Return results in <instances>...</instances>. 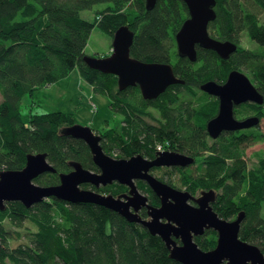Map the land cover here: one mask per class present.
I'll return each instance as SVG.
<instances>
[{
	"label": "trees",
	"instance_id": "trees-1",
	"mask_svg": "<svg viewBox=\"0 0 264 264\" xmlns=\"http://www.w3.org/2000/svg\"><path fill=\"white\" fill-rule=\"evenodd\" d=\"M216 1L217 18L210 26L216 35L240 44V35L246 32L261 48L240 47L230 60L199 48L196 63L181 58L175 37L190 17L181 0H158L150 11L145 0H0V173L23 170L27 156L39 153L47 154L56 170L34 181L42 187L59 185L60 174L70 173L72 162L97 172L88 145L63 133L77 125L74 114L38 113L33 102L41 90L64 82L77 71L82 82L94 93L107 96L111 110L123 118L107 133L95 131L102 137L107 155L152 158L159 143L202 158V174L194 179L202 185L183 186L192 193L219 192L213 208L225 220L245 212L240 238L264 254V155L249 169L246 150L257 142L230 137L210 143L204 138L206 123L217 112L218 103L200 90L209 81L225 82L232 70H249L250 64L254 81L264 94V26L258 15L264 12V0ZM98 5L108 6L93 20L81 17L82 12ZM123 26L135 33L133 58L173 65L175 75L185 85L171 86L157 101H146L139 88L120 91L116 76L91 69L84 58L94 29L114 39ZM26 97L32 102L24 111ZM150 107L162 120L153 116ZM177 111L184 112L185 120L183 114L175 116ZM166 119L170 125L181 126L172 128ZM174 128L177 131L172 134ZM115 150L120 153L114 155ZM99 192L117 196L121 190L111 187ZM151 201L157 206L153 196ZM142 215L147 218L146 211ZM6 220L18 228L29 220L37 231L26 235V244L12 248L9 241L14 233L3 226ZM0 239V264H180L170 257L163 240L142 225L129 223L104 207L55 198L30 209L20 202L9 203L5 211L0 210ZM195 241L203 251H212L218 234L210 230Z\"/></svg>",
	"mask_w": 264,
	"mask_h": 264
},
{
	"label": "water",
	"instance_id": "water-1",
	"mask_svg": "<svg viewBox=\"0 0 264 264\" xmlns=\"http://www.w3.org/2000/svg\"><path fill=\"white\" fill-rule=\"evenodd\" d=\"M181 1L187 5L190 15L176 36L181 57L196 63L197 46L216 52L223 60L237 52L236 44L218 41L209 34L210 24L217 18L216 0ZM157 3L158 0H146L147 10L154 9ZM134 39L135 33L130 27L123 26L114 35L113 50L109 56H86L84 61L91 69L116 76L120 91L139 86L145 100H155L170 86L185 84L175 75L172 65L145 63L133 58L131 48ZM201 90L220 100L218 116L207 125L208 133L214 139L225 131L248 129L257 123V119L237 121L234 118L235 105L247 102L264 104V97L244 73L232 71L225 84L209 81L201 86ZM63 133L88 145L102 173H94L84 169L80 163L72 162L74 170L60 174L59 185L42 187L34 181L44 174L56 173V170L49 163L47 154H30L23 170L0 173L1 211L6 210L8 203L20 202L30 209L52 198L71 204H94L112 210L129 223L140 224L151 235L160 237L170 250V257L180 264H264L261 249L240 238L245 212H241L234 221L225 220L213 209L215 191H204L200 198L195 199L188 192L165 185L150 174L151 168L189 166L195 163V159L165 151L157 153L153 161L141 155L129 160H117L104 152L102 137L91 128L75 125L66 128ZM134 180L147 181L161 198V207L150 205ZM115 181L127 184L129 194L115 197L81 188L85 184L99 188ZM190 200H194L198 206H192ZM143 209L147 210L146 219L141 216ZM209 230L218 234V242L214 250L206 252L199 247L195 238Z\"/></svg>",
	"mask_w": 264,
	"mask_h": 264
},
{
	"label": "rangeland",
	"instance_id": "rangeland-1",
	"mask_svg": "<svg viewBox=\"0 0 264 264\" xmlns=\"http://www.w3.org/2000/svg\"><path fill=\"white\" fill-rule=\"evenodd\" d=\"M107 6L108 5H98L94 8V10L82 12L81 17L86 20H93L96 13L99 10L105 9ZM258 15L260 24L264 25V12H261ZM242 46L247 50L258 49V47L253 44L246 35L243 36ZM112 50V38L103 33L99 28H95L86 48L87 55L89 57H107L112 53ZM244 72L246 73V71ZM73 73L68 77V79L64 80V82L41 90L33 97V101L38 105L37 112L49 113L61 111L65 113H73L77 125L89 127L93 131L100 133L113 128L118 121L123 118L111 110L110 99L105 95L94 93L92 87L82 82V80L78 78L77 74L73 75ZM31 99L32 98L26 97L23 100L24 111H26V109L30 106L32 102ZM2 101L3 99L0 93V103ZM92 103L96 105V109L94 110ZM151 111L154 112L153 110ZM119 153V150L114 151V155H118ZM262 155H264V142L258 143L254 147L247 148L246 159L248 168L253 169L258 164L260 156ZM177 186L180 187V185ZM198 196H200V193H198ZM262 215L264 217V208ZM237 217L230 221L236 220ZM4 226L8 231H12L14 233V238L9 241L10 247L12 248H16L20 244H26L28 242L26 235L37 231V227L29 220L25 222V225L22 228H18L13 225L9 222V220L4 222ZM18 234L22 235L21 239L16 238Z\"/></svg>",
	"mask_w": 264,
	"mask_h": 264
},
{
	"label": "flooded vegetation",
	"instance_id": "flooded-vegetation-1",
	"mask_svg": "<svg viewBox=\"0 0 264 264\" xmlns=\"http://www.w3.org/2000/svg\"><path fill=\"white\" fill-rule=\"evenodd\" d=\"M184 25V24H183ZM212 24H210L211 26ZM261 26H264V25H261ZM181 30V29H180ZM178 34V33H177ZM176 34V36H177ZM209 34L212 38L218 40V41H221V42H232V41H228V40H222L219 36H217V32L213 31L210 27H209ZM246 35L247 38L250 39V41L255 44L258 48H261L260 45L253 41L251 39V37L248 35V33L246 32H243L240 36V44L238 43H235V42H232L234 44H236L238 46V49L240 47H243L242 46V39H243V36ZM176 38V37H175ZM176 50H177V54L179 55L178 53V46H177V42H176ZM197 48L199 49H204L200 46H197ZM206 50V49H205ZM238 51V50H237ZM198 52V51H197ZM236 53V52H235ZM232 54L230 56L229 59L227 60H230L232 59V57H234L236 54ZM180 56V55H179ZM181 57V56H180ZM221 58V57H220ZM221 60H223L221 58ZM197 61H198V58H197ZM249 67L247 69L249 70H245V69H242V70H238L242 73H244L248 78L249 80L251 81V83L254 85V87L257 89V91L264 97V94L258 89V82L254 81V78H253V73H252V69L250 68L251 65L249 64L248 65ZM173 67V65H172ZM174 69V67H173ZM237 70V69H236ZM252 70V71H251ZM232 71H235V70H232ZM231 71V72H232ZM246 71V73L244 72ZM230 72V73H231ZM229 73V74H230ZM229 77V75H228ZM228 80V78H227ZM227 80L223 83H219V84H225L227 82ZM216 82V81H215ZM218 83V82H217ZM185 85V84H184ZM175 86V85H173ZM171 87V86H170ZM169 87V88H170ZM134 88H139L140 90V87L137 86V87H134ZM168 88V89H169ZM167 89V90H168ZM166 90V91H167ZM200 90H201V87H200ZM202 91V90H201ZM141 92V90H140ZM203 92V91H202ZM205 93V92H203ZM164 94V93H163ZM141 95H142V92H141ZM208 95V94H207ZM161 96V95H160ZM160 96L155 99L156 101L160 98ZM209 96V95H208ZM143 97V96H142ZM212 99L216 100L217 103H218V109H217V112L213 115V117L207 121L206 123V128L204 129L206 131V136L204 137L205 139H207L210 143H212L213 141H218L220 140L221 138H230V137H235L236 140H240L242 137H244L243 139H247V140H251L252 142H257L258 143H262L264 142V104H257V103H254V102H247V103H243V104H239V105H235L234 106V118L237 120V121H245V120H249V119H257V123L254 124V126H252L251 128H248V129H242V130H236V131H225L223 132L219 138L217 139H214L209 133H208V130H207V125L208 123L213 120L214 118H216L219 114V108H220V100L217 98V97H212L210 96ZM155 100H146V101H155ZM150 112L153 114V116H156L157 120H162L161 118V114L154 108V107H150L149 108ZM151 110H153L154 112H152ZM180 114L182 115L183 114V118L185 120V114L184 112H180V111H177V113L175 114V116H177V114ZM165 123L172 127L174 126L175 128L176 127H180L181 124L180 123H172L170 121H168L167 119L164 120ZM173 128V127H172ZM171 129L170 132L175 133L177 130L176 129ZM177 134V133H176ZM184 141H186V139L184 138ZM256 144V145H257ZM255 145V146H256ZM169 146V149H166V152H171V153H176V154H180V155H184V156H187V157H190V158H193L195 159V163L192 164V165H189V166H162V167H154V168H151L150 170V174L152 176H154L155 178H157L159 181H161L163 184L165 185H170L171 187L179 190V191H182V192H188L193 198L195 199H198L201 197L202 193L204 191H198L197 193H192L191 191H189L185 186L183 185H202V183H196L194 181V179H197L198 177L201 176L202 174V171H201V167H203V160L202 158H198L197 156H195L194 154L192 153H182L180 151H178V149H172L171 148V145H167ZM254 147V146H253ZM110 156V155H108ZM135 156H138V155H135ZM135 156H129V157H122L121 159H117V160H129ZM143 156V155H141ZM93 157V156H92ZM111 157V156H110ZM145 159L147 160H150V161H153L157 158V153H155L152 158H147L145 156H143ZM113 158V157H112ZM116 159V158H114ZM93 163L95 164L94 160H93ZM96 165V164H95ZM72 170L71 172L74 170V168L71 166ZM96 168H97V172H94V173H97V174H101L102 171L101 169L96 165ZM90 171V170H89ZM93 172V171H92ZM185 179V180H184ZM188 180V181H187ZM192 180V181H191ZM135 183V185H137L139 191L145 195L148 200H149V204L151 205L152 204V196L155 199H157V201H153V204L155 203V205L157 206H154V207H161L162 205V200L161 198L149 187V183L145 180H134L133 181ZM187 182H190L189 184H187ZM127 184H122L118 181H115L111 184H108L107 186H101L99 188H96L94 186H91L89 184H85V185H82L81 188L82 189H86V190H93L95 192H98V193H101L99 191L103 190V189H110L111 187H115V188H118L119 190H121V192L115 196V197H118V196H121V195H128L129 192H130V188L128 186H125ZM139 185H147L148 186V189L147 188H143V189H140L139 188ZM177 185H180V187H178ZM216 192V191H215ZM198 193H200V196H198ZM103 194V193H101ZM106 195H109V193H107ZM112 195V194H111ZM114 196V195H113ZM219 197V192H216V199H215V202L216 200L218 199ZM214 202V203H215ZM189 203L192 205V206H198L196 204V202L194 200H190ZM214 203L212 204V206L214 205ZM9 204V203H8ZM6 204V207L7 205ZM153 206V205H152ZM214 209V208H213ZM144 211H146V214H147V210L146 209H143L141 211V216L143 217V213ZM148 217V216H147ZM144 218V217H143ZM146 219V218H144ZM3 226H4V223H3ZM5 227V226H4ZM6 229V228H5ZM210 231V230H209ZM207 233V231H206ZM205 233V235H206ZM203 235V236H205ZM203 236H200V237H203ZM198 238V237H197ZM196 239V238H195ZM178 243L181 244V242L178 240ZM2 242H1V239H0V246H1Z\"/></svg>",
	"mask_w": 264,
	"mask_h": 264
},
{
	"label": "built area",
	"instance_id": "built-area-1",
	"mask_svg": "<svg viewBox=\"0 0 264 264\" xmlns=\"http://www.w3.org/2000/svg\"><path fill=\"white\" fill-rule=\"evenodd\" d=\"M92 107H93V110L96 109V105L94 103H92ZM156 150H157V152H165L166 151V145L158 143L156 146Z\"/></svg>",
	"mask_w": 264,
	"mask_h": 264
},
{
	"label": "crops",
	"instance_id": "crops-1",
	"mask_svg": "<svg viewBox=\"0 0 264 264\" xmlns=\"http://www.w3.org/2000/svg\"><path fill=\"white\" fill-rule=\"evenodd\" d=\"M76 73H73V75L77 74L78 78L80 79V75L77 71H75ZM51 87V86H50Z\"/></svg>",
	"mask_w": 264,
	"mask_h": 264
},
{
	"label": "bare ground",
	"instance_id": "bare-ground-1",
	"mask_svg": "<svg viewBox=\"0 0 264 264\" xmlns=\"http://www.w3.org/2000/svg\"><path fill=\"white\" fill-rule=\"evenodd\" d=\"M146 1V0H145ZM103 32V31H102ZM114 37V36H113ZM113 40V39H112ZM104 57V56H103ZM182 58V57H181ZM114 76V75H113ZM83 98H84V96H83ZM34 102V101H33ZM87 103H88V101H87ZM123 128V127H122ZM100 133V132H99ZM105 133H107V131L105 132ZM55 168V167H54Z\"/></svg>",
	"mask_w": 264,
	"mask_h": 264
}]
</instances>
